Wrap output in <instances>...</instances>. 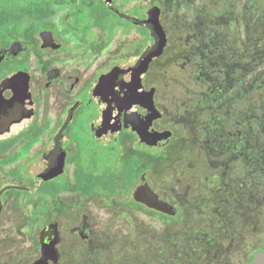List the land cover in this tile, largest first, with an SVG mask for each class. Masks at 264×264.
Wrapping results in <instances>:
<instances>
[{
    "label": "flooded vegetation",
    "instance_id": "af4514ba",
    "mask_svg": "<svg viewBox=\"0 0 264 264\" xmlns=\"http://www.w3.org/2000/svg\"><path fill=\"white\" fill-rule=\"evenodd\" d=\"M112 1L124 18L111 11L106 0H70L67 5L103 3L117 17V26L125 27L127 22L140 28L145 44L139 54L130 50L132 55L122 59L108 52L106 45L116 31L99 27L88 31L86 25H79V16L63 10L56 15L54 9V14L44 22L31 24L26 19V26L24 20L3 29L0 99L7 102L13 98L11 82L19 77L28 81L29 105L13 104L7 108L5 118L0 119V176L4 179L0 184V222L5 195H44L53 205L50 220L39 224L37 230L39 217L47 210L38 201L27 209L28 223L23 233L35 239L27 240L32 250L29 249L27 258L18 256V264H103L104 230L99 229L102 227H98L96 210L90 207L96 200L103 205L100 210L115 221H120L122 215L143 213L161 221L163 227L161 234H155L152 225L131 224V239L123 246L118 233L114 242L115 264H253L255 255L264 250V207L260 208L258 239L250 241L246 215L249 197L255 195V182L247 176L240 177L242 183L236 180L240 179L239 166L248 167L242 159H238L237 169L233 170L228 165L209 162L201 151L195 166L198 172H183L180 195H172L173 187L171 195H159L151 185L153 153L162 152L165 157V149L174 136L173 131L156 126L163 114L154 87L146 84L153 63L164 52L152 60L138 80V72L132 71L155 50L158 36L150 25H136L130 18L142 22L151 9L140 19L122 11L129 0L120 4ZM52 3L55 8V2ZM15 27L17 33L11 32ZM26 29H30L27 35ZM96 29L100 38L96 37ZM99 61L95 67L94 63ZM220 85L213 87L217 90ZM199 99L192 121L199 131L197 135L211 143L214 156L222 155L218 148L244 140L243 129H233V125L247 111V105H232L225 116H219L207 111L217 96ZM28 110L32 111L30 118H26ZM103 116L108 134L104 130L106 134L99 136L96 126ZM151 129L159 134L170 133L169 143L162 147L149 145L146 135ZM62 163L63 172L49 178L47 175ZM80 169L101 177V185L91 192L89 188L76 190ZM199 172L204 173L202 179L196 176ZM220 180L223 181L216 185ZM234 184L237 192L233 191ZM46 185L53 194L41 191ZM7 186L24 190L10 188L1 193ZM187 216L191 220L189 225L185 223ZM1 258L10 264L9 255Z\"/></svg>",
    "mask_w": 264,
    "mask_h": 264
},
{
    "label": "rangeland",
    "instance_id": "374dc122",
    "mask_svg": "<svg viewBox=\"0 0 264 264\" xmlns=\"http://www.w3.org/2000/svg\"><path fill=\"white\" fill-rule=\"evenodd\" d=\"M121 2L117 0L116 3ZM126 4L122 11L140 19L145 18L150 9L159 8L160 21L167 36L164 54L153 63L146 84L154 87L157 104L163 114L156 126L173 131L174 136L165 149V157L162 152L153 153L151 185L159 195L169 194L172 187V195H180L184 187L183 172L195 170L197 161L201 159V151L206 154L209 162L228 165L233 170L237 169L238 159H242L248 167L239 166V178L247 176L255 182V195L249 197V212L246 216L249 219L250 241H256L261 230L260 208L264 207V1L129 0ZM60 11L56 10V15ZM27 24L26 20L24 25ZM125 25L118 26L115 37L107 45L102 42L108 52L122 59L132 55L130 50L139 54L145 44L140 28L130 26L127 22ZM100 36V31L96 29V37ZM61 37L64 38L63 35ZM65 40L69 43L68 39ZM122 63H125L124 60ZM99 64L100 61L94 63V66ZM2 78L1 74L0 80ZM218 85L215 90L213 86ZM206 96L218 97L207 111L217 112L219 116H225L230 110L227 108L232 105L240 103V106H248L247 111L233 125V129H243L244 140L241 143L233 141L226 148H218L222 155L214 156L211 143L202 139L200 134L197 135L199 131L192 121L199 98ZM196 176L202 179L204 173L199 172ZM260 177L263 180L260 181ZM236 180L243 182L241 178ZM222 181L216 182V185L219 186ZM1 182H4L2 176ZM226 187L227 183L223 187L225 192ZM235 187L236 184L233 185V191L237 192ZM260 188L262 192L260 190L258 195ZM37 201L47 211L39 217L36 230L39 224L42 226L45 220H50L53 207L51 199L39 194L5 195L0 222V264H5L1 258L3 255H9L10 264H18L19 257H29L27 240L35 237H26L23 228L28 223L27 209L36 206L34 203ZM102 206L96 200L90 207L96 210L98 227H102L99 229L104 230L106 253L102 259L103 264H115L116 236L120 234L123 246L124 242L131 239V224L152 225L155 234L163 231L161 221L148 215L126 214L121 216L120 221H115L113 217L105 215L104 210H100ZM189 217L186 225L191 222Z\"/></svg>",
    "mask_w": 264,
    "mask_h": 264
},
{
    "label": "trees",
    "instance_id": "16d2710c",
    "mask_svg": "<svg viewBox=\"0 0 264 264\" xmlns=\"http://www.w3.org/2000/svg\"><path fill=\"white\" fill-rule=\"evenodd\" d=\"M53 1L55 2V8L52 5ZM68 1L70 2V0H0V40L2 39L3 29L6 26H12L26 19H28L31 24L34 22H44L54 14V9L63 10L67 14L71 13L79 16L81 18L79 25H86L88 31L98 27L105 28V30L108 31H115L118 28L115 24V22L118 21L117 17L111 13L103 3L97 6L86 5L68 7ZM63 14L64 12L61 14V17H63ZM75 23L78 24V22ZM11 30V32L17 33L16 27ZM28 32H30V29H26V35ZM1 74L2 69L0 68V75ZM0 165H2L1 153ZM101 181V177L85 174L83 169H80L77 174L74 188L76 190L89 188L88 191L91 192L94 187L101 185ZM41 191L46 195L53 194L48 185L43 186Z\"/></svg>",
    "mask_w": 264,
    "mask_h": 264
},
{
    "label": "water",
    "instance_id": "95a60500",
    "mask_svg": "<svg viewBox=\"0 0 264 264\" xmlns=\"http://www.w3.org/2000/svg\"><path fill=\"white\" fill-rule=\"evenodd\" d=\"M107 6L109 7V9L113 12H115L116 14H118L120 17L124 18V16L121 14V12L113 5V1L112 0H106ZM160 9L159 8H152L149 13H148V17L140 22V21H136L133 20L132 18H130L131 21H133L136 25L139 26H147L150 25L153 29V31L157 34L158 36V44L155 48V50L153 52H151L150 54H148V56L141 62V64L139 65L138 68H136L135 70H133L132 72L136 71L138 72V80L141 79L142 75L146 72V70L148 69L150 63L152 62L153 59L160 57L163 52L164 49L167 45V36L166 33L164 31V28L161 24L160 21ZM4 57L1 54L0 51V63L2 61ZM129 72V71H128ZM11 86L14 90V96L10 101L5 102L3 99H0V119L5 118L8 110L7 108L11 107L13 104L14 105H20L23 107H27L29 105V96H28V81L23 82L21 78L17 77L15 79L12 80L11 82ZM29 114L27 115L26 118H30L32 116V111L28 110ZM104 118L105 116H103L102 120H100L99 124L96 126V132L99 136H102L104 134H106V132L104 130L107 131L108 134V130L105 125H104ZM171 134L167 133V134H159L155 131L148 130V134L146 135V139L148 141L149 145H153L155 147H162L165 146L169 143ZM64 163H62L58 169L53 173V174H48L47 176L49 178H54L58 175H60L63 172V165ZM10 188H16L19 190H24L22 188L16 187V186H7L5 188H3L1 190V193L10 189ZM35 191V190H33ZM2 198L3 195H0V216L3 210V203H2ZM253 264H264V250L258 252L253 260Z\"/></svg>",
    "mask_w": 264,
    "mask_h": 264
}]
</instances>
